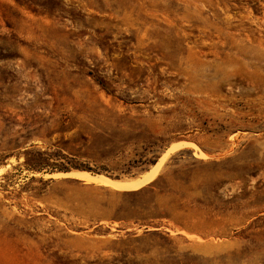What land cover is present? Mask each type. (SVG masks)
<instances>
[{
    "label": "rangeland",
    "instance_id": "374dc122",
    "mask_svg": "<svg viewBox=\"0 0 264 264\" xmlns=\"http://www.w3.org/2000/svg\"><path fill=\"white\" fill-rule=\"evenodd\" d=\"M0 264H264V0H0Z\"/></svg>",
    "mask_w": 264,
    "mask_h": 264
},
{
    "label": "bare ground",
    "instance_id": "6f19581e",
    "mask_svg": "<svg viewBox=\"0 0 264 264\" xmlns=\"http://www.w3.org/2000/svg\"><path fill=\"white\" fill-rule=\"evenodd\" d=\"M70 173H72L74 176H76V177H78L80 179H83L85 181L93 180L95 182L109 184V185H112L113 187H117V188L130 187V186H134V185H137L138 184V183H136V184H129V183H126V182H119L117 180L108 179L106 177H100V176H97L96 177V176L90 175L89 173H87L85 171H81V170H74V171H71ZM151 174L150 175L147 174L148 176L146 175L145 176V179H147L148 177L150 178Z\"/></svg>",
    "mask_w": 264,
    "mask_h": 264
},
{
    "label": "trees",
    "instance_id": "16d2710c",
    "mask_svg": "<svg viewBox=\"0 0 264 264\" xmlns=\"http://www.w3.org/2000/svg\"><path fill=\"white\" fill-rule=\"evenodd\" d=\"M154 162H155V159L150 161V163H154ZM70 168L86 169V170H90V171H95V170L90 169L86 165H76V164H72V163L69 165H64L63 167L59 168V170L68 171Z\"/></svg>",
    "mask_w": 264,
    "mask_h": 264
}]
</instances>
